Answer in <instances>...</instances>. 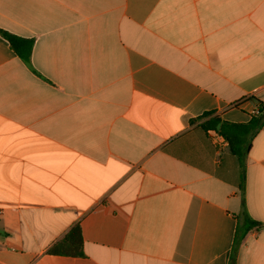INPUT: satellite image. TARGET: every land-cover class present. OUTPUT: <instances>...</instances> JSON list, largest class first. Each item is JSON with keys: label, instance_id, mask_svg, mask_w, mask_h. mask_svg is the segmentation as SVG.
I'll return each mask as SVG.
<instances>
[{"label": "crops", "instance_id": "1", "mask_svg": "<svg viewBox=\"0 0 264 264\" xmlns=\"http://www.w3.org/2000/svg\"><path fill=\"white\" fill-rule=\"evenodd\" d=\"M0 30L34 41L0 33V264H264V126L242 162L202 127L264 103V0H0Z\"/></svg>", "mask_w": 264, "mask_h": 264}, {"label": "trees", "instance_id": "2", "mask_svg": "<svg viewBox=\"0 0 264 264\" xmlns=\"http://www.w3.org/2000/svg\"><path fill=\"white\" fill-rule=\"evenodd\" d=\"M0 33L8 40L11 48L18 54V56L27 64L31 65V55L34 45V41L26 39L9 33L7 31L0 30ZM211 113H207L205 116H209ZM219 126V127H218ZM264 126V103L260 107L259 114H256L248 123H231L222 121L219 117H214L206 121L202 127L206 130L213 129L224 137L230 147V150L234 156H236L240 162H242L244 155L248 149L249 139L255 135ZM244 177V171L242 166V178ZM246 222L252 226L259 224L257 221H253L251 218L246 217ZM238 240L239 235L237 236ZM82 246V237L80 235V227L76 226L68 236L59 244H57L52 250V253H61L77 250ZM79 252V251H78ZM75 253V251H74ZM80 253V252H79Z\"/></svg>", "mask_w": 264, "mask_h": 264}, {"label": "built area", "instance_id": "3", "mask_svg": "<svg viewBox=\"0 0 264 264\" xmlns=\"http://www.w3.org/2000/svg\"><path fill=\"white\" fill-rule=\"evenodd\" d=\"M259 112H260V109L256 111V114H259Z\"/></svg>", "mask_w": 264, "mask_h": 264}]
</instances>
